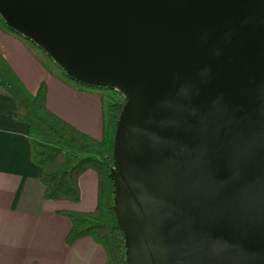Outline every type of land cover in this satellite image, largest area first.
<instances>
[{"label": "water", "instance_id": "95a60500", "mask_svg": "<svg viewBox=\"0 0 264 264\" xmlns=\"http://www.w3.org/2000/svg\"><path fill=\"white\" fill-rule=\"evenodd\" d=\"M67 74L113 87L127 264H264V0H0Z\"/></svg>", "mask_w": 264, "mask_h": 264}, {"label": "crops", "instance_id": "0c3cea01", "mask_svg": "<svg viewBox=\"0 0 264 264\" xmlns=\"http://www.w3.org/2000/svg\"><path fill=\"white\" fill-rule=\"evenodd\" d=\"M0 54L32 94L46 84V105L52 112L92 137L102 136L98 95L53 77L18 38L1 29ZM17 111L15 98L0 86V264H103L106 251L91 236L65 242L71 221L58 212L95 208L97 172L87 169L80 175L78 201L45 199L40 168L31 157L28 125Z\"/></svg>", "mask_w": 264, "mask_h": 264}, {"label": "trees", "instance_id": "16d2710c", "mask_svg": "<svg viewBox=\"0 0 264 264\" xmlns=\"http://www.w3.org/2000/svg\"><path fill=\"white\" fill-rule=\"evenodd\" d=\"M0 29L16 38L53 77L75 90L96 94L102 105V136L95 138L52 112L46 105V84L32 94L0 54V86L17 101V116L28 125L27 139L32 160L40 168L44 198L72 200L80 198L78 179L87 169L98 175L97 203L93 210L60 209L71 221L65 242L89 235L107 254L103 264H127L123 231L113 211V141L117 119L125 102L113 87L88 84L71 78L33 40L10 27L0 14Z\"/></svg>", "mask_w": 264, "mask_h": 264}]
</instances>
